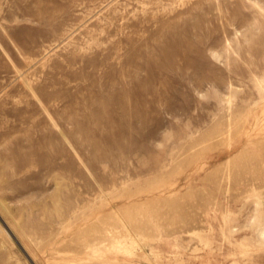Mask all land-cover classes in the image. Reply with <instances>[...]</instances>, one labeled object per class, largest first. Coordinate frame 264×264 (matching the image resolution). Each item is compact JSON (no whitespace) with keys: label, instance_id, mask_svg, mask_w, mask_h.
<instances>
[{"label":"rangeland","instance_id":"374dc122","mask_svg":"<svg viewBox=\"0 0 264 264\" xmlns=\"http://www.w3.org/2000/svg\"><path fill=\"white\" fill-rule=\"evenodd\" d=\"M0 264H264V0H0Z\"/></svg>","mask_w":264,"mask_h":264}]
</instances>
